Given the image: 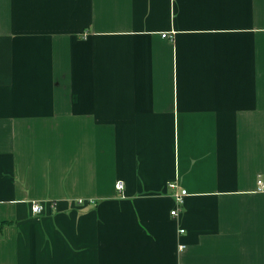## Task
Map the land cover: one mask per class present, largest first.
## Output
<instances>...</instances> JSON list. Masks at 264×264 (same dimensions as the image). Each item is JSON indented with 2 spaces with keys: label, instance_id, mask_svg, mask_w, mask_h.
I'll return each mask as SVG.
<instances>
[{
  "label": "crops",
  "instance_id": "crops-1",
  "mask_svg": "<svg viewBox=\"0 0 264 264\" xmlns=\"http://www.w3.org/2000/svg\"><path fill=\"white\" fill-rule=\"evenodd\" d=\"M260 180L264 0H0V264H264Z\"/></svg>",
  "mask_w": 264,
  "mask_h": 264
},
{
  "label": "built area",
  "instance_id": "built-area-1",
  "mask_svg": "<svg viewBox=\"0 0 264 264\" xmlns=\"http://www.w3.org/2000/svg\"><path fill=\"white\" fill-rule=\"evenodd\" d=\"M163 38L171 40L172 38H174V35L173 34H171V35L163 34ZM124 187H125L124 183L123 182H119L117 184V186H116V190L122 192L124 190ZM169 187L171 189H173V190L176 189L175 192H174V195H175L174 197H175V201H176V209H175V211H173L171 213V215L174 218H176V217L179 216V214L181 212V208H182V206L184 204L185 198L188 195H187V192L185 190H178V185H176V184H171V185H169ZM258 189L261 192L264 191V180H260L259 181ZM31 212L33 213V215H36V216L42 215L43 214L42 213L43 212L42 205L37 203V202L33 203L32 208H31ZM180 233H184V230H181ZM183 248H184V246H181V249H183Z\"/></svg>",
  "mask_w": 264,
  "mask_h": 264
},
{
  "label": "trees",
  "instance_id": "trees-1",
  "mask_svg": "<svg viewBox=\"0 0 264 264\" xmlns=\"http://www.w3.org/2000/svg\"><path fill=\"white\" fill-rule=\"evenodd\" d=\"M2 228V225L0 226V229Z\"/></svg>",
  "mask_w": 264,
  "mask_h": 264
}]
</instances>
